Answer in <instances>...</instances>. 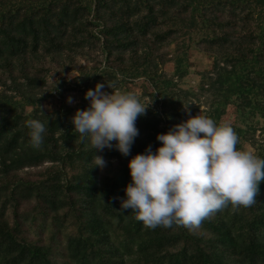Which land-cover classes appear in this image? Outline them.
<instances>
[{
  "label": "rangeland",
  "instance_id": "rangeland-1",
  "mask_svg": "<svg viewBox=\"0 0 264 264\" xmlns=\"http://www.w3.org/2000/svg\"><path fill=\"white\" fill-rule=\"evenodd\" d=\"M196 1L144 0L142 4L139 2L137 5V0H101L97 12L99 18H106L107 22H109V18H112L116 23L117 20L129 22L147 15L148 7L146 5L149 4L150 14L155 16L156 21L155 26H152L151 29L159 32L161 38L154 41V37L148 33L144 36L139 35L132 45L123 47L115 45L114 41L110 44L103 41L104 36L97 30L101 28V23L97 27L90 25L97 23L94 18V9L90 8L88 12L81 10L74 21L64 28V31H56V35L59 37V41H55L57 48L54 47L44 54L39 49L36 52V60L32 59L33 68L35 72L37 71L36 75L42 76L43 82L42 85L33 87L31 91L34 97H41V100L36 108L25 107L23 113H30L37 109L38 112H35V115L41 122H44L45 118L41 117L40 113L49 114L52 118L58 113L57 116H64L71 131H74L71 118L76 110H85L89 107L87 99L81 105V98L85 97L86 90L94 89L97 83L105 85V92L110 93L111 89H119L122 92L135 94L145 103L151 101L146 114L140 116L136 121L139 135L135 138L129 155L127 157L124 155L111 156L109 159H104L108 165L103 169L96 166V178L99 182L102 181L99 186H102L104 182H112L110 174L116 167L128 165V161L135 153L133 148H137L138 144L153 148L155 142L160 143L156 139L157 134L167 132L174 125L188 119L189 115L200 114L215 119L213 114L216 107H219L217 101L220 97L214 91L218 84H215L217 86L215 87L210 83L218 76L220 68L226 70L231 68L232 62H234L231 57L234 53H240L244 46L249 47L252 41H257L256 38H251L250 32L264 30L263 13L260 16L256 15L258 7L255 6L254 0H244L241 4L238 2L235 5L232 0H198L196 10L192 11L191 7ZM103 3H105L104 6H101ZM191 14L195 26H188ZM58 45H60V49H58ZM57 50L60 54L56 53ZM108 50L110 54L106 53ZM261 53L264 54V48ZM24 56L30 58L28 52H25ZM15 64L13 62L10 67L12 74L0 72V91L5 88L4 85H8L12 75L16 82L24 87L23 77L19 76L15 70ZM248 75H252L255 83L259 84L260 78L256 76L257 74L248 70ZM6 94L14 95L15 92L7 89ZM161 94L166 97L165 105L168 107L163 111L160 102H157V97H161ZM69 97L72 99V103L68 102ZM254 98L261 99L259 102L264 103L262 89ZM233 101L226 104L223 113L215 121L218 124L228 123L234 129L245 130L243 136L239 137L237 149L251 151L258 156L261 150L258 148L259 145H264V119L249 106L240 107V110L236 111L239 100ZM185 106H187V110ZM249 110L253 112L249 113ZM45 137L49 139L39 150L45 148L49 150L48 147L61 150L91 147L87 139L81 142L79 133L66 140L61 136V126L53 132L46 130ZM22 139L23 136H19L18 143ZM26 139L30 143L29 133ZM75 162L74 160L66 162L62 167L58 161H42L38 165L24 166L12 173L0 174V206H2L3 219L8 223L11 222L10 215L13 210L11 203L18 199L19 203L15 208L21 213L18 218L23 220L24 229L29 233L28 238L36 243L47 242L49 236L47 231L53 228L52 216L64 217L72 208L67 206V202L61 201L60 208H51L50 210L48 206L44 205L43 210L42 206L35 205L37 204L34 200L35 193L29 189V185L25 184V181L39 182L43 176L49 175L50 171L56 170L59 173L56 183L59 185L55 186V192L58 197H61L66 193L64 191L66 184L72 182L73 175L78 173L79 165L74 164ZM15 179H19L21 183L17 185L19 190L13 189L14 197L12 198L8 193L11 188L10 181ZM127 181L131 182L130 175ZM4 187L7 188L8 193L2 192ZM23 189H27V192ZM39 191L41 190L39 189ZM104 198H101L97 204L99 210L102 211V216L104 214L107 218L108 214L103 213L104 210L101 207V201ZM125 198L124 193L118 199L116 212L120 210V202ZM256 200L254 206L240 207L236 211H233L229 205L208 221L205 220L197 231H189L179 226L186 231L190 239L181 236L177 226H173L170 231L163 227H157L155 233L148 235L149 241L154 236L166 235L168 232L171 235L169 237L179 238H176V242L170 244L166 249H154L145 245L141 256L132 259L125 257L124 264H167V254H164V250H167V253H172L180 249L183 254L179 260L190 263L197 260V246L214 251L215 254L222 252L227 261L223 258L221 261L231 263L242 255L243 244L250 240H263L262 226L254 223V221L261 220L264 214V190L261 187ZM132 212V210L122 212L120 217L125 220L128 214L134 216ZM35 213H38L37 218L33 224H29L28 218ZM118 219L117 215H113L110 220L108 237L112 243H116L117 237L120 235ZM220 221L222 226H227L225 238L235 242L234 245L221 243L218 240L219 231L208 226V222L217 225ZM257 223L259 224V222ZM74 232V226L63 230L58 236L60 246L65 243L64 234H74ZM53 258L57 261L56 263L64 264L63 258L59 256H53ZM255 259L258 261L257 258Z\"/></svg>",
  "mask_w": 264,
  "mask_h": 264
},
{
  "label": "trees",
  "instance_id": "trees-1",
  "mask_svg": "<svg viewBox=\"0 0 264 264\" xmlns=\"http://www.w3.org/2000/svg\"><path fill=\"white\" fill-rule=\"evenodd\" d=\"M100 1L0 0V72L12 74L10 67L14 62L16 63L15 70L19 76L23 77L24 83V87H21L16 82L14 75H12L8 85H4L5 88L0 91V174L12 173L24 166L38 165L42 161H58L63 167L66 162L74 160L76 161L74 164L79 165L77 167L78 173L73 175L72 182L66 184L64 187L66 193L62 194L61 197H58L55 192V186L59 185L56 183L59 175L56 170L50 171L49 175L43 176V179H40L39 182L25 181V184L29 185V189L35 193L34 200L37 203L35 205H38V207L42 206L43 210L44 205L48 206L50 210L51 208H60L62 205L61 201L67 202V206L70 209L72 208L68 215L64 217L52 216L53 228L47 231L49 234L47 242L36 243L28 238V230L24 229L23 220L18 218L21 213L15 208L19 203L18 199L17 201L12 200L11 207L13 210L10 215V223L3 219L2 206H0V264H58L53 256L63 258L64 264H124L125 257L132 259L141 256L145 245L154 249H166L170 244L176 242L177 237H169L171 236L168 234L169 232L166 235L159 234L154 236L149 241L150 237L148 235L155 233L157 228H146L142 222L135 218L133 212L134 216L128 214L125 220L120 217L122 213L120 210L116 212L118 199L124 195L126 185L131 183L127 181L129 176L128 166L116 167L114 172L110 174L112 182H104L102 186H99L102 181L99 182L96 178V166L93 165L94 162L92 161L93 156L97 154L104 159H109L111 156H123L115 147L106 148L102 152L92 149L90 146L87 149L75 147L61 150L48 147L49 150H46V148L39 150L32 147L31 143H28L29 141L26 139L27 134L30 132L26 122L38 119L35 115L38 110L34 109L30 113L25 114L23 109L25 107L36 108L41 97H34L31 89L37 85H42L43 82L42 76L36 75L37 71L35 72L33 68L32 59L36 60V52L39 49L44 54L54 47L57 48L55 41H59V37L56 35V31H64V28L74 21L81 10L88 12L90 8L94 9V18L97 23H91L90 25L97 27L101 23V28L97 30L104 36L103 41H107L110 44L114 41L115 45L123 47L132 45L139 35L144 36L148 33L154 37V41L161 38L159 32L151 29L152 26H155L156 21L155 16L153 17L150 14L151 8L149 4L146 5L148 7L147 15L129 22L117 20L116 23L112 18H109V22H107L106 18H99L97 12L101 4L99 3ZM243 1L232 0L233 5L238 2L241 4ZM254 1L255 6L258 7L256 15L260 16L263 13L264 19V0ZM139 2L142 4L144 0H137V5ZM104 4L101 6H104ZM197 6L198 0L191 7V10H196ZM188 26H195L192 14L190 15ZM108 36L109 39H107ZM250 36L251 38H256L257 41H252L249 47L247 45L244 46L240 53H234L231 57L234 60L231 68L229 70L220 68L218 76L210 83L211 85L218 84V87L215 85L217 88L214 91L220 97L217 101L219 107H216L213 114L215 117L214 121L219 119L218 117L223 113L226 104L234 102L233 100H239L236 111H239L240 107L249 106L264 119V103L261 104L259 102L261 99L258 98L259 100H257L254 98L261 89L264 96V54L261 53L264 48V30H259L255 33L250 32ZM58 49H60V45H58ZM25 52L29 53L30 58L24 56ZM58 52L59 50L56 51V53ZM106 53L110 54V51L108 50ZM247 69L257 74L256 76L260 78L259 84L255 83L252 75H248ZM7 89L13 90L15 94L7 95ZM160 96L159 98L157 97V102H160L161 110L163 111L167 107L165 105L167 99L163 94ZM81 99L82 105L85 97ZM252 110H249V113L253 112ZM56 114L58 115V113ZM40 115L45 118L44 122H46L47 131L53 132L61 126V136L66 140L77 134V132L71 131L69 123L64 116L58 117L56 115L52 118L49 114L40 113ZM234 131L240 137L241 135L243 136L245 130L238 128L234 129ZM21 135L23 139L18 143V138ZM48 139V137L44 138L43 145ZM79 144L81 143L79 142ZM159 146L161 144L155 142L152 151L155 152ZM237 146H239V142ZM146 148L138 144L137 148H133L134 155L144 153ZM258 148L261 149L258 157L264 159V145H259ZM10 183L9 193L5 187L2 188V192H7L13 198V189L19 190L17 185L21 181L15 179L11 180ZM260 187L264 190V181L260 183ZM23 190L27 192V189ZM101 198H104L101 201V207L104 210L103 213L108 214L107 218L104 214L102 216V211L99 210L100 208L97 204ZM37 214L35 213V215L28 218L29 224L34 223ZM113 215L119 217L118 228L120 235L117 237L116 243H112L108 237V230L111 226L110 220ZM254 223L262 226L260 227L263 230V240H250L243 244L241 247L242 255L238 256L235 261H231V263L221 261L222 258L227 261L222 252L215 254L214 251L205 250L197 246V260L190 263L179 260L183 254L181 249L172 253H167V250H164V254H167V264H264V214L261 220L254 221ZM73 226L75 235L71 233L64 234L66 237L65 243L60 246V238L58 236L63 230ZM208 226L219 231L220 237L218 240L221 243L235 244L232 240L225 238L227 236V226H222L221 221L217 225L208 222ZM177 227L180 229L181 236L183 235V237L190 239L186 231L181 229L182 227ZM170 229L166 228L165 230L170 231Z\"/></svg>",
  "mask_w": 264,
  "mask_h": 264
},
{
  "label": "clouds",
  "instance_id": "clouds-1",
  "mask_svg": "<svg viewBox=\"0 0 264 264\" xmlns=\"http://www.w3.org/2000/svg\"><path fill=\"white\" fill-rule=\"evenodd\" d=\"M104 87L97 83L86 90L89 107L75 111L73 130L81 142L87 139L92 149L102 152L115 147L127 156L139 135L136 121L146 114L151 101L145 103L119 89L110 88L108 93ZM68 102H73L70 97ZM26 126L32 147L41 148L46 122L32 119ZM156 139L161 146L155 152L148 146L128 161L131 183L120 202V211L132 210L146 228L180 226L197 231L205 220L229 205L236 211L257 202L264 181V159L237 149L239 137L230 124L189 115ZM93 162L101 169L106 166L99 155L93 156Z\"/></svg>",
  "mask_w": 264,
  "mask_h": 264
}]
</instances>
